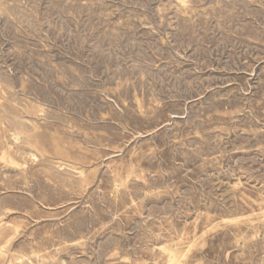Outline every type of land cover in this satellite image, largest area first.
Returning a JSON list of instances; mask_svg holds the SVG:
<instances>
[{
  "label": "rangeland",
  "instance_id": "obj_1",
  "mask_svg": "<svg viewBox=\"0 0 264 264\" xmlns=\"http://www.w3.org/2000/svg\"><path fill=\"white\" fill-rule=\"evenodd\" d=\"M0 264H264V0H0Z\"/></svg>",
  "mask_w": 264,
  "mask_h": 264
},
{
  "label": "bare ground",
  "instance_id": "obj_2",
  "mask_svg": "<svg viewBox=\"0 0 264 264\" xmlns=\"http://www.w3.org/2000/svg\"><path fill=\"white\" fill-rule=\"evenodd\" d=\"M101 23V22H100ZM107 23V22H106ZM25 26V25H24ZM138 26V25H137ZM134 27V26H133ZM92 32V31H91ZM109 33V32H108ZM43 34V33H42ZM64 34V33H63ZM169 41V40H168ZM66 42V41H65ZM114 43V42H113ZM146 43V42H145ZM150 43V42H149ZM202 235H204V234H202ZM11 259V258H10Z\"/></svg>",
  "mask_w": 264,
  "mask_h": 264
}]
</instances>
